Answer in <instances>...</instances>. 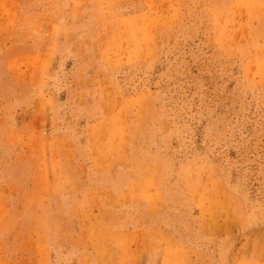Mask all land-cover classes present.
<instances>
[{"label": "rangeland", "instance_id": "rangeland-1", "mask_svg": "<svg viewBox=\"0 0 264 264\" xmlns=\"http://www.w3.org/2000/svg\"><path fill=\"white\" fill-rule=\"evenodd\" d=\"M0 264H264V0H0Z\"/></svg>", "mask_w": 264, "mask_h": 264}]
</instances>
